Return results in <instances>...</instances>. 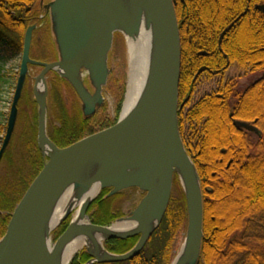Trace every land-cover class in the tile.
<instances>
[{"label": "trees", "instance_id": "obj_1", "mask_svg": "<svg viewBox=\"0 0 264 264\" xmlns=\"http://www.w3.org/2000/svg\"><path fill=\"white\" fill-rule=\"evenodd\" d=\"M208 1L201 0L202 3ZM247 1L249 12L245 21L254 20L256 24L264 25V15L254 9L256 4L264 0ZM46 5L39 4V0H0V50L22 53L27 29L45 24ZM197 10L208 15L201 5ZM241 13L239 10L235 12L238 16L243 15ZM176 15L179 20L181 11L178 10ZM192 19L197 34H192V43H188L189 36L185 35L187 44H181V104L185 101L186 105L190 103L198 78L220 76L233 64L246 73L263 72L262 78L245 90H239L236 83L229 81L218 93L206 96L188 112L180 111L178 114L180 133L198 172L203 191L204 238L198 264H264V197L247 203L244 199L245 204L238 210L233 207V211H238L235 220L222 221L219 218L223 206L244 194L242 181L257 180L264 191V46L254 54L230 51L227 48V35L223 36L218 46V34L223 33L224 26H211L209 22L199 26L196 18ZM50 47L52 53L57 55L52 44ZM200 51L210 52L211 55L200 57ZM53 75L47 100V134L59 149H65L95 134L96 127L107 121L102 117L86 116L73 95L70 96L72 103L68 104L64 93L65 88H71L68 81L57 73ZM250 98H253L252 102ZM254 102L258 105L254 106ZM121 107L122 100L116 108L117 117ZM18 108L20 122L0 162V240L6 235L17 205L48 161L37 144L39 107L29 89H24ZM219 115L223 117L220 129L224 141L217 140L211 125L212 118L216 120ZM118 121L119 118L111 122L108 128L115 126ZM236 121L252 124L260 136L236 127ZM185 125L196 132L194 150L185 141ZM4 128L0 126V133ZM136 190L128 189L108 197L112 189H104L88 208L87 215L91 217L92 224L109 227L125 217V205ZM70 221L69 217L58 227L55 241L67 230ZM187 228L186 195L181 184L175 180L168 209L142 252L128 261L94 264H172L176 238L180 233L187 232ZM140 237L110 239L104 243V247L110 254L124 255L138 244ZM91 260V255L84 249L70 264H88Z\"/></svg>", "mask_w": 264, "mask_h": 264}, {"label": "water", "instance_id": "obj_2", "mask_svg": "<svg viewBox=\"0 0 264 264\" xmlns=\"http://www.w3.org/2000/svg\"><path fill=\"white\" fill-rule=\"evenodd\" d=\"M143 1L154 23L158 43L157 64L146 94L129 115L123 117L122 114L115 126L65 149H59L47 134L48 89L45 76L50 71H55L67 79L82 100L85 115H92L96 108L95 100L85 92L79 75L81 69L86 68L94 76L99 89L106 84V62L113 46L114 33L120 32L114 31V26L120 17L119 4L117 0H55L50 3L46 8L56 18L60 53V60L52 64H42L31 59L33 32L36 26L27 30L18 83L5 140L0 151V162L15 130L18 105L31 64L45 67L37 83L38 86L39 82L43 81L45 86L43 98L37 95L38 146L43 157L48 158V161L11 215L6 235L0 240V264H57L50 233L69 216L63 218L51 232L47 233L50 210L63 190L74 181V173L77 169L91 164L98 166L93 177L102 184L98 195L108 188L113 189L109 196L131 188L145 191L147 194L133 212L131 219L141 227H144L149 220H155L156 225L149 231L140 228L131 233L108 236L106 241L141 236L138 244L124 255H113L105 249L107 256L101 259L86 248L92 257L88 264L124 262L135 258L144 249L168 209L173 193L175 161L182 164L187 176L188 192L179 178L188 208L185 242L189 251H196L197 259L194 264H198L204 238V200L199 175L183 144L179 129L181 39L178 19L173 0ZM257 9L264 12V6H259ZM76 31L81 40L78 49L73 45ZM84 59L86 65L83 64ZM59 69L65 70L66 74ZM235 126L260 136L258 129L249 123L236 121ZM46 150H49V154H46ZM189 164L196 170L199 188L194 186L190 178ZM145 171L151 173L148 178L142 174ZM131 172L139 175L127 178L126 175ZM156 181L157 186H155ZM207 191L211 192L210 189ZM97 197L86 207L85 216L90 204ZM93 227L108 228L94 225ZM71 234L70 223L53 247H61Z\"/></svg>", "mask_w": 264, "mask_h": 264}, {"label": "rangeland", "instance_id": "obj_3", "mask_svg": "<svg viewBox=\"0 0 264 264\" xmlns=\"http://www.w3.org/2000/svg\"><path fill=\"white\" fill-rule=\"evenodd\" d=\"M53 1L55 0H39V4L46 5ZM198 5L194 4L192 9L190 10V14L192 18H196V24L199 26L205 25L206 22H209L211 26L213 25L216 26L218 24V26L222 25V26L227 27L229 26V22L232 17V14L236 15L235 14L236 10H239L240 12L243 11V14H248L249 12V8H248L249 5L246 3L241 4V0H221L220 4L218 5L216 4V2H213V0L208 1L206 3H201L200 5L202 9H204V12L208 13V15L201 14V12L197 10ZM46 16H47V19L44 17L41 18V19L43 18L45 19V22H44L45 24H39L38 26L34 25L36 26V29L33 32V40H32L30 57L33 61L38 62V63L52 64L60 60V53L58 50L59 48H58L57 32H56L57 22H56L55 16L51 14V11H48ZM227 19H229V21ZM50 44L53 45V48L57 52V55L55 52L52 53L53 49H51ZM262 46H264V25L256 24L254 20L252 22L242 21L239 25V28H236L231 33V35L228 36V40H227V48H229L230 51H233L236 53L248 52L250 54H254L260 49H263L261 48ZM22 54H23V51L22 53L13 54L12 51H7L3 49L0 50V67H1V75L3 78V82L0 83V126L5 127L4 130H2V132L0 133V151L2 150L3 143L5 140V136H6V130L8 126L9 116L11 113L13 97L16 91V86H17L18 78H19V72H20V67H21V62H22ZM106 67H107L106 84L103 85L100 89L98 88V84L95 81L94 76H92L91 73H89V71L86 68H82L80 71V75H79L80 82H82L85 92L94 98L95 104H96L95 112L89 117H94V118L102 117V118H105V120L108 122V125H107V122H104V124L98 125V127H96L97 132L95 134L109 129L108 126L111 125V122L113 121L115 122L117 118L120 119L123 114V109H124V104H125L126 94H127L129 62H128V50H127L126 36L122 32L114 33L113 46L109 51V57H108V61L106 62ZM44 70H45V67L43 65H39V64L29 65V74L27 76L25 86H24V89L27 88L33 93V96L35 97L37 104H38L37 95L39 96V90H38L39 84L37 86V83H38L41 73ZM53 73H57L60 77H62L58 72H55V71H50L45 76V82H46L47 89H48L47 100H48V94L50 90L49 82L52 79V76H54ZM262 75H263V72L254 73V74L246 73L245 70L239 68V66L235 64L229 70H227L224 74L220 76H215L211 79L207 77H200L197 79V82L195 85V91L190 100V105H189L190 107H187L185 109V112H188L191 108H193L194 105L198 104L206 96L214 95L218 93L221 87L224 86L229 81H233L234 83H236L239 90H245L252 83L259 80ZM68 83L71 88L70 89L65 88L64 93H65L66 102L68 104L72 103L73 99L70 96L73 95L78 100L80 106L82 107L85 113L84 104L82 100L80 99L77 91L75 90V88L69 81ZM121 100H122V107H121L119 116L117 117L116 108L119 105ZM250 100L252 102L253 98H250ZM253 104L254 106L258 105L256 102H254ZM38 107H39V104H38ZM261 107L262 106H260V108ZM18 114H19V108H18ZM38 115H39V110H38ZM19 117L20 116L18 115L17 122H16L17 126H18V122H20ZM222 121H223V117L220 115L218 116L216 120L212 118V121H211L212 128L214 130V133H216L217 140L219 141L220 140L224 141L223 133L221 132V129H220V125L222 124ZM17 126H15L12 139L14 137V134H16L15 132L17 130ZM47 128H48V116H47ZM38 129H39V118H38ZM184 129H185V132H184L185 141L187 145L191 149L194 150L197 144L196 132L195 130L193 131L189 125H185ZM47 133H48V130H47ZM88 137L90 136H87L85 138H88ZM37 144H38V134H37ZM175 180H177L180 183L178 174L174 175V181ZM244 182H246V180ZM244 182L243 181L241 182L244 194L238 196V198L232 201L231 203H228L225 206H223L221 210V215L219 217L222 221L235 220L236 214L238 212L237 211L238 208L245 204L243 203L244 199H245V202L247 203L250 201L253 202L255 199H262V197H264V191L262 190L263 188L260 186L257 180L251 181L250 179H248V182L246 183ZM173 188H174V185H173ZM108 189H111V188H108ZM131 189H137V190L134 196L125 205L126 207L125 217H123L122 219L131 218L133 212L137 209V207L139 206V204L142 202V200L145 198L147 194L145 191L139 188H131ZM100 194L98 195V197L100 196ZM248 196H251L252 197L251 199L253 200H251L250 198H247ZM108 197L110 196L108 195ZM233 207L236 208L237 210L235 209V211H233L234 210ZM72 217L70 216L71 221H72ZM86 219L93 226L92 219L89 215L86 216ZM57 229H54L50 233V240H51L52 247L57 242L54 240V235ZM186 234L187 232H182L176 238V242L174 245L175 248H174L173 262L176 256L178 255L183 243L185 242ZM84 249H86V247L83 248L82 250ZM82 250H80L79 252H81Z\"/></svg>", "mask_w": 264, "mask_h": 264}, {"label": "bare ground", "instance_id": "obj_4", "mask_svg": "<svg viewBox=\"0 0 264 264\" xmlns=\"http://www.w3.org/2000/svg\"><path fill=\"white\" fill-rule=\"evenodd\" d=\"M117 1L120 17L114 26V31H120L126 36L129 62L127 94L123 109V117H125L136 108L150 86L158 59V43L155 26L149 17L144 1ZM78 36L76 31L73 38L75 49L81 46ZM83 64L86 65L85 59ZM60 71L66 74L65 70ZM38 90L39 95L43 98L45 92L43 81H40ZM45 152L49 154V150ZM97 168L96 164H91L77 169L74 173V181L63 190L50 210L46 226L47 233L51 232L63 218L73 215L71 236L61 247H52L57 264H70L76 254L85 247L96 257L105 258L107 253L104 242L111 234H127L140 228L149 231L156 225L155 220H149L146 221L144 227H141L140 224L129 218L118 221L113 227H93L86 219L85 209L101 190L102 184L93 179ZM189 170L194 186L199 188V179L194 166L189 164ZM173 172L178 174L188 192L187 176L179 161L174 162ZM142 174L148 178L151 173L145 171ZM137 175L139 174L131 172L126 177L133 178ZM155 183L157 186V181ZM196 259V251H189L186 242H184L174 262L175 264H194Z\"/></svg>", "mask_w": 264, "mask_h": 264}, {"label": "flooded vegetation", "instance_id": "obj_5", "mask_svg": "<svg viewBox=\"0 0 264 264\" xmlns=\"http://www.w3.org/2000/svg\"><path fill=\"white\" fill-rule=\"evenodd\" d=\"M211 1V0H210ZM220 1L221 0H213V2H216V4L218 5V4H220ZM248 1L247 0H241V4H244V3H247ZM173 3H174V7H175V11L177 12L178 10L179 11H181V17L179 18V20H178V26H179V32H180V39H181V44H187L186 43V38H185V35H188L189 37H188V43H192L193 42V36H192V34L194 33V34H197V31L195 30V26L196 25H194V23H193V19H192V17H191V14H190V10L192 9V7L194 6V4L195 5H198L199 3L201 4L202 2H201V0H173ZM199 4V5H200ZM198 5V6H199ZM259 6H264V2L262 3H258V4H256L255 6H254V9L257 11V12H259V13H261V14H263L264 15V12L263 11H261V10H259V9H257V7H259ZM184 12V14L186 13V15L184 16V14L182 15V13ZM188 14H189V16H188ZM234 14H232V17H231V19H230V22H229V26H224L223 28H224V30H223V33H219L218 34V38H219V44H218V46H220L221 45V39L223 38V36H225V35H227V36H230L231 35V33L236 29V28H238L239 27V25H240V23L243 21H245L246 20V14H243V15H234ZM184 16V17H183ZM178 19V18H177ZM228 21H229V19H227ZM198 55L200 56V57H209L210 55H211V53L210 52H206V51H200L199 53H198ZM233 65H235V64H233ZM232 65V66H233ZM232 66H230L229 67V69L232 67ZM228 69V70H229ZM260 78H262V76L260 77ZM190 105V103L188 104V105H186V101L183 103V104H181L180 103V101H179V107H180V110H179V112L180 111H183V112H185V109L187 108V107H190L189 106ZM190 109V108H189ZM179 112H178V114H179ZM179 119V118H178ZM241 122V121H240ZM247 123V122H246ZM250 124V123H249ZM252 125V124H251ZM244 130V129H243ZM247 131V130H246ZM249 132V131H248ZM251 133H253V132H251ZM181 134V133H180ZM256 134V133H255ZM257 135V134H256ZM181 138H182V136H181ZM182 141H183V138H182ZM183 144H184V146H185V148H186V145H185V143H184V141H183Z\"/></svg>", "mask_w": 264, "mask_h": 264}]
</instances>
